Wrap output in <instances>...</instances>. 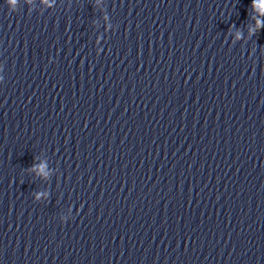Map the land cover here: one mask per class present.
Masks as SVG:
<instances>
[{
    "label": "clouds",
    "instance_id": "9594fccd",
    "mask_svg": "<svg viewBox=\"0 0 264 264\" xmlns=\"http://www.w3.org/2000/svg\"><path fill=\"white\" fill-rule=\"evenodd\" d=\"M6 4L8 9L12 10V13L16 12V5L18 4V0H6ZM250 8L254 10L255 13H258L259 16L253 15L249 17L252 21H254V24H246L247 29V37H245L244 31L242 28H237L235 25L230 26L228 30V35L232 37V44H236L237 42L245 39H251L252 37L258 35V33L261 31V29H264V0H252ZM234 35V38H233ZM103 51V50H102ZM102 51H97V55H99ZM50 63L53 61L50 58ZM34 160H36V157H34ZM51 169H49L48 162L42 161L40 163H34L29 169H27V172H35L38 176L42 178H48L50 175ZM46 193V200L49 199L50 193L48 190H45L44 192H37L34 195V200L36 202H39L42 197L45 196ZM72 211V208H71ZM60 222L66 223L70 219L65 216L59 217Z\"/></svg>",
    "mask_w": 264,
    "mask_h": 264
}]
</instances>
